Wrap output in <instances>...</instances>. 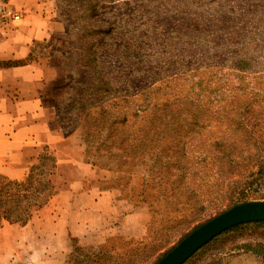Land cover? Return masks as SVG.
<instances>
[{
  "label": "rangeland",
  "instance_id": "1",
  "mask_svg": "<svg viewBox=\"0 0 264 264\" xmlns=\"http://www.w3.org/2000/svg\"><path fill=\"white\" fill-rule=\"evenodd\" d=\"M55 1L68 32L62 58L68 96L58 109L61 126L81 145L88 164L109 172V180H93L90 184L116 187L122 198L130 202L129 207L143 210L146 217L144 237L112 235L91 246L104 247L106 259L100 264H125L129 260L134 264H152L197 225L236 202L240 191L248 193L249 201L264 200V181L251 176L257 169L256 147L264 144V44L261 41L257 44L259 69L245 75L225 76L233 90L205 95L201 101H206L201 106L169 109L167 113L173 112L175 117L165 119L164 108H159L157 116L141 114L137 118L133 113L142 103L141 93L148 83L151 88H164L163 82L175 77L157 75L162 72V66L155 64L154 59L163 50L159 47L161 42L152 40V33L160 27V37L180 27L201 36L205 27L215 24L210 23L211 7L206 15L200 11L209 0ZM248 3L259 6L260 20H264V0ZM224 4L219 0L217 5H212L216 21ZM251 35H245V40H251ZM233 37L231 32L228 38ZM131 46L133 52L152 55L149 61L153 64L148 66V61L143 64L139 57L134 58L128 51ZM147 72L153 74V79L145 83L138 77ZM129 77L136 78L130 92L134 95L108 91V84L121 88ZM244 106L246 113L239 114L242 121L234 124L236 131L223 123L221 110L226 109L224 117L233 118L236 113H228L227 109L236 111ZM180 113L198 117L199 121L188 117L183 122L178 118ZM149 141L153 148L146 146ZM228 147L233 161L225 157ZM213 158L219 166L210 162ZM187 166L192 167L188 172L190 180L184 181L180 177ZM70 243L69 258L76 246L87 247L76 239ZM245 244L264 245V230L248 232L240 238L230 233L223 240L203 248L204 245L184 264H239L238 258L244 254L254 255L264 264L261 256L240 249Z\"/></svg>",
  "mask_w": 264,
  "mask_h": 264
},
{
  "label": "crops",
  "instance_id": "2",
  "mask_svg": "<svg viewBox=\"0 0 264 264\" xmlns=\"http://www.w3.org/2000/svg\"><path fill=\"white\" fill-rule=\"evenodd\" d=\"M9 2L23 20L0 30V174L25 180L49 150L57 161L52 179L58 192L27 225L0 229V264H67L72 239L94 246L112 235L144 237V211L132 210L116 188L90 184L110 174L88 164L81 145L61 126L68 32L56 1ZM238 260L260 264L254 255Z\"/></svg>",
  "mask_w": 264,
  "mask_h": 264
},
{
  "label": "trees",
  "instance_id": "3",
  "mask_svg": "<svg viewBox=\"0 0 264 264\" xmlns=\"http://www.w3.org/2000/svg\"><path fill=\"white\" fill-rule=\"evenodd\" d=\"M218 1L219 0H209V4L203 6L200 10L206 15V12H210L209 8L211 7L210 17L212 20L210 23L215 22L214 25L205 27L206 30L201 36L194 35L190 29H181L180 27L174 29L170 33H163L160 37V27L155 29L152 33V40L156 39L161 42L162 44H160L159 47L163 50L158 54V57L156 56L157 58L154 59L155 64H160L162 66V72L157 75L175 77L164 81L163 84H166L164 88H151V84L147 81L153 79V74H149L148 72L140 74L138 78H142L145 83H148V87L147 89H143L144 91L141 93L142 103L137 105L133 113L134 117L139 118L141 114H144L145 117L148 115L157 116L158 110H160L159 108H164L165 119L171 116L175 117V113H167V111L174 107L201 106L200 103L206 101H201V99L206 97L205 95L210 97L212 92L233 90L232 87L227 85L225 76L245 75L254 69H259L257 67L259 60L257 44L259 41L264 44V20H260L259 6L257 4L248 3V1L254 0H220L224 1L225 4L220 7L221 12L219 20L216 21L215 15L212 13V5H217ZM231 32L232 35H234L232 39L228 38ZM248 33L252 34L251 40H245V35ZM168 43L170 46H168ZM132 49L131 46L128 51L133 54L134 58L139 57V61L143 64L148 61V66L153 64L149 61V56L152 55H148L145 52H133ZM219 79L222 80V83ZM133 82H136L135 77H129L127 82L122 83L123 87L121 88H116L108 84V91L116 94L118 92H123L124 96L134 95L130 93L134 90ZM240 87L241 86H238L237 88L239 89ZM208 101L210 102V99H208ZM212 104L213 103H210V105ZM119 111L121 114H126L123 110ZM221 111L224 113L223 118L225 120L223 123L235 128L234 124H241L240 122L242 119H240V117L245 115L246 112L244 113L243 111H246V106L236 108V111L227 109L228 113H236L233 118H231L230 115L224 117L226 109ZM240 113L243 114L239 116ZM179 117L183 119V122H185L188 117L194 119V121H199L198 117L193 118L192 115H185L184 113H180V115H178V118ZM122 122H125V120L123 119ZM146 146L148 148H153L154 144L149 141ZM229 148L230 147L225 151V157L229 161H233L231 157L232 151H230ZM256 150L255 166L257 169L251 173V176H256L257 179L264 181V144H259ZM123 151H125V149H123ZM205 155L204 153L200 158ZM120 157L122 158L123 156ZM210 162L214 165H218V161L215 158L211 159ZM92 164L94 166L97 165L96 163ZM56 168L57 161L55 156L49 150H45L41 154L39 162L32 167L25 180H12L0 174V229L4 228L6 225H27L33 219L36 212L44 208L50 202L52 197L58 192L52 179ZM191 168V166L183 167V177H180V179L184 181L190 180L188 172ZM249 185L251 186L252 184L249 183ZM188 186L189 185H187V187ZM247 195L248 193H246L245 190L240 191L236 198L237 201L223 212L237 204L249 201ZM142 201L146 203L144 199H142ZM128 203L130 204V202ZM213 218L197 225L191 232L183 236L174 247L168 249L152 264L158 263L190 233ZM260 229L264 230V221L236 225L212 239L203 248L223 240V238L230 233L240 238L245 236L248 232L254 234ZM240 249L250 251L264 258V245L253 246L245 244L242 245ZM104 259H106V253L103 246L99 248L76 246L67 264H100ZM125 264L134 263L129 260V262Z\"/></svg>",
  "mask_w": 264,
  "mask_h": 264
},
{
  "label": "water",
  "instance_id": "4",
  "mask_svg": "<svg viewBox=\"0 0 264 264\" xmlns=\"http://www.w3.org/2000/svg\"><path fill=\"white\" fill-rule=\"evenodd\" d=\"M255 221H264V200L244 202L216 216L195 229L156 264H184L200 248L227 229Z\"/></svg>",
  "mask_w": 264,
  "mask_h": 264
},
{
  "label": "built area",
  "instance_id": "5",
  "mask_svg": "<svg viewBox=\"0 0 264 264\" xmlns=\"http://www.w3.org/2000/svg\"><path fill=\"white\" fill-rule=\"evenodd\" d=\"M23 20V12L11 5L7 0H0V30L17 27Z\"/></svg>",
  "mask_w": 264,
  "mask_h": 264
}]
</instances>
